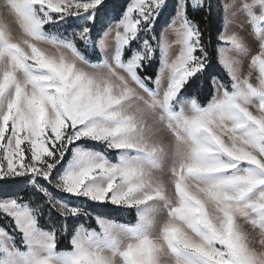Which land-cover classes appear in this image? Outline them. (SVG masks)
Instances as JSON below:
<instances>
[{
  "label": "snow or ice",
  "instance_id": "snow-or-ice-1",
  "mask_svg": "<svg viewBox=\"0 0 264 264\" xmlns=\"http://www.w3.org/2000/svg\"><path fill=\"white\" fill-rule=\"evenodd\" d=\"M0 264H264V0H0Z\"/></svg>",
  "mask_w": 264,
  "mask_h": 264
}]
</instances>
